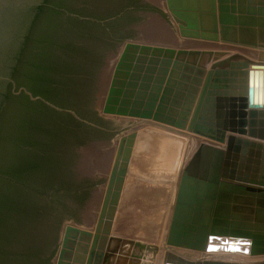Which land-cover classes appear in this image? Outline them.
<instances>
[{"label":"water","instance_id":"obj_1","mask_svg":"<svg viewBox=\"0 0 264 264\" xmlns=\"http://www.w3.org/2000/svg\"><path fill=\"white\" fill-rule=\"evenodd\" d=\"M43 2L0 0V107ZM69 9L91 23L61 16L55 41L76 55L77 68L64 75L81 95L99 94L101 116L90 119L109 132L87 130L75 141L79 150L72 141L55 147L42 210L5 248L39 254L45 264H103L135 129L156 124L201 139L180 170L167 243L205 250L211 236H230L264 256V0H73ZM189 41L226 47H178ZM238 46L256 49L255 57L229 51ZM36 136L44 142L45 129ZM39 258L32 261L43 264Z\"/></svg>","mask_w":264,"mask_h":264},{"label":"trees","instance_id":"obj_2","mask_svg":"<svg viewBox=\"0 0 264 264\" xmlns=\"http://www.w3.org/2000/svg\"><path fill=\"white\" fill-rule=\"evenodd\" d=\"M72 1L44 0L38 6L14 67V84L9 85L0 107V264H36L37 261L32 259L40 257L33 252L7 250L5 243L27 230L42 210L41 196L55 174L58 158L44 156L37 150L34 147L37 136L29 133L32 124L38 120L30 114L44 103L41 99L31 100L24 91L17 97L21 100L17 101L14 92L27 90L33 97L63 106L57 94L79 89L74 79L64 75L77 70L76 55L61 53L60 45L55 41L63 27V9L71 12ZM68 19L76 20L71 16ZM65 47L75 48L70 43ZM49 188L52 187L46 189ZM38 261L49 263V259L45 261L41 257Z\"/></svg>","mask_w":264,"mask_h":264},{"label":"rangeland","instance_id":"obj_3","mask_svg":"<svg viewBox=\"0 0 264 264\" xmlns=\"http://www.w3.org/2000/svg\"><path fill=\"white\" fill-rule=\"evenodd\" d=\"M187 44L191 45L190 42H187ZM209 45L218 47L217 49L226 46L221 42L210 43ZM229 49L230 52H242L244 55H249L250 57L256 54L255 49L248 47L241 48L239 46ZM135 130H137L138 136L129 167L130 171L125 181L121 201L117 208L109 245L106 250V258L103 264H163L165 254L161 260L160 255L166 250V246L167 248L169 247L166 244V237L174 204L178 176L187 157H189L199 143L198 140L196 142L190 140L187 135L180 131L169 130L156 124H147ZM120 136L114 150L96 223ZM163 140L169 142L164 144V142H161ZM161 143L164 145L162 146L165 151H160L162 150L160 149ZM169 143H172L171 147H167ZM153 166L160 174H170L172 183L171 181L162 182L158 185L157 183H149L143 179V175L150 174ZM168 168H170V171ZM167 171L171 173H167ZM67 224L69 223H66L65 226ZM219 238L226 239L225 237ZM242 242L246 243L248 241L242 240ZM242 255H250L249 250L248 254L246 252V254Z\"/></svg>","mask_w":264,"mask_h":264},{"label":"flooded vegetation","instance_id":"obj_4","mask_svg":"<svg viewBox=\"0 0 264 264\" xmlns=\"http://www.w3.org/2000/svg\"><path fill=\"white\" fill-rule=\"evenodd\" d=\"M156 8L159 9L158 6H156ZM156 8L143 12L156 13ZM63 10L65 12L64 16H71L76 18L75 21L78 23L90 25L91 22L89 19H86L85 17L76 13L69 12L68 10ZM116 52L119 53V50ZM22 91L29 95L31 100L37 101L41 99V102L44 103L37 108L35 107V111H31L32 113L30 116L36 117L38 120H35L36 122L32 124V130L29 131V133L36 135V130H38V128L42 127L45 129V141L39 142L36 140L37 144L34 145V147L42 146L41 150L44 149V156L46 155L47 157H53L55 154L53 153V151L56 149L55 147H57L58 144L63 141H69V144L72 141V145L75 143V148L77 150L82 149V146L78 143L76 144V142L82 137H86L87 130H96L103 133L109 132V129L102 127L96 121L90 119V117H95L96 119L97 117L101 116L98 107L99 94L97 96L93 95V98H91L90 93L86 95L84 94V96L81 95L79 89L77 92L73 91L72 93H59L57 94V97L58 100L63 104V106H61L48 101L47 99L31 97V95L23 89H20L18 92H14L17 101L21 100L17 99V97L20 96ZM102 140L104 139L97 141ZM91 180H95V178Z\"/></svg>","mask_w":264,"mask_h":264},{"label":"bare ground","instance_id":"obj_5","mask_svg":"<svg viewBox=\"0 0 264 264\" xmlns=\"http://www.w3.org/2000/svg\"><path fill=\"white\" fill-rule=\"evenodd\" d=\"M229 47H232V46H229ZM117 149H118V147H117ZM117 149L115 151V155L117 153ZM195 149L191 152V154L195 151ZM191 154L189 155V157L191 156ZM189 157H187V159H189ZM114 159H115V156H114ZM187 159H186V161H187ZM113 162H114V160H113ZM112 165H113V163H112ZM129 171H130V169H129ZM156 172H158V171H156ZM128 174H129V172H128ZM128 174H127V176H128ZM179 175H180V173H179ZM169 177H170V175H169ZM178 179H179V176H178ZM124 187H125V184H124ZM124 187H123V190H124ZM121 196H122V194H121ZM120 201H121V199H120ZM170 221H171V218H170ZM169 225H170V223H169ZM168 230H169V227H168ZM167 237H168V231H167ZM167 237H166V244L169 247L167 248V246H166V250L164 249L165 251H163L160 255V260H161L165 254L163 264H166L167 262H172L171 260H169L170 258H172V259L181 258L183 260L193 261L196 264H257V263H264V256L251 255V253H250V248H251L250 242L249 241L246 243L242 242V240H246V239L230 237V236L213 235L209 238L207 248L205 250H194V249H189V248L171 246L167 243ZM219 237H225L226 239L219 238ZM227 238H232V239H227ZM233 239H238V240H233ZM248 250H249L250 255H242V254H246V252L248 254ZM186 258H189L190 260L186 259Z\"/></svg>","mask_w":264,"mask_h":264},{"label":"crops","instance_id":"obj_6","mask_svg":"<svg viewBox=\"0 0 264 264\" xmlns=\"http://www.w3.org/2000/svg\"><path fill=\"white\" fill-rule=\"evenodd\" d=\"M190 43H191V45H189V44H187V42L186 43H180L179 45H178V47L179 46H182V47H190V48H199V49H203V48H205V49H207V48H209V49H217L218 47H213V46H205V44H202L203 42H198V41H189ZM256 50V49H255ZM257 51V50H256ZM233 52V51H232ZM242 53V52H241ZM242 54H244V53H242ZM256 55V54H255ZM255 55L254 56H252V57H250L249 55H248V57H250V58H254L255 57ZM162 143L164 142V144L165 143H168L167 142V140H163V141H161ZM160 144V149H162V150H160V151H165L164 149H163V144ZM171 144L172 143H169V144H167V147H171ZM163 145V146H162ZM166 147V146H165ZM166 149V148H165ZM169 151V150H168ZM163 155H164V153H162ZM169 154V153H168ZM155 165H157V164H155ZM154 165V166H155ZM154 166H153V168L151 169V172H150V174L149 175H143V179H145L146 181H148L149 183H153V184H160V183H162V182H170L171 180H170V177H171V175H170V177H169V175H164V174H159L158 172H156V170H155V168H154ZM171 166V165H170ZM169 169V171H170V168H168ZM169 171H167V172H169ZM169 173H171V172H169ZM162 176V177H161ZM164 176V177H163ZM167 178V179H166ZM173 179V178H172ZM171 183H172V181H171Z\"/></svg>","mask_w":264,"mask_h":264}]
</instances>
